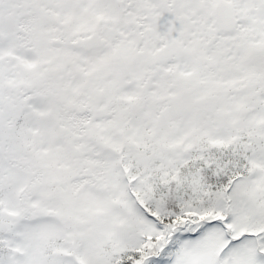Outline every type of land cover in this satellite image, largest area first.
<instances>
[{
    "label": "snow or ice",
    "instance_id": "obj_1",
    "mask_svg": "<svg viewBox=\"0 0 264 264\" xmlns=\"http://www.w3.org/2000/svg\"><path fill=\"white\" fill-rule=\"evenodd\" d=\"M0 264H264V0H0Z\"/></svg>",
    "mask_w": 264,
    "mask_h": 264
}]
</instances>
